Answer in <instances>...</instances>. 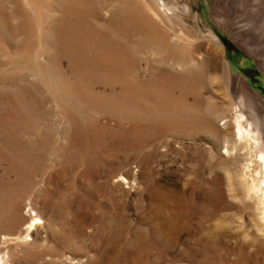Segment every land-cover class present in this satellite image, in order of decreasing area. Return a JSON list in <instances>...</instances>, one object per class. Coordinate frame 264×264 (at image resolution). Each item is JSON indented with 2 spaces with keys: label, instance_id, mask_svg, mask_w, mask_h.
Returning <instances> with one entry per match:
<instances>
[{
  "label": "rangeland",
  "instance_id": "rangeland-1",
  "mask_svg": "<svg viewBox=\"0 0 264 264\" xmlns=\"http://www.w3.org/2000/svg\"><path fill=\"white\" fill-rule=\"evenodd\" d=\"M0 264H264V0H0Z\"/></svg>",
  "mask_w": 264,
  "mask_h": 264
},
{
  "label": "bare ground",
  "instance_id": "bare-ground-1",
  "mask_svg": "<svg viewBox=\"0 0 264 264\" xmlns=\"http://www.w3.org/2000/svg\"><path fill=\"white\" fill-rule=\"evenodd\" d=\"M71 31V30H70ZM101 53V52H100ZM105 53V52H104ZM103 54V53H102ZM82 62V61H81ZM101 97V96H100ZM261 158H263V156L261 157Z\"/></svg>",
  "mask_w": 264,
  "mask_h": 264
}]
</instances>
